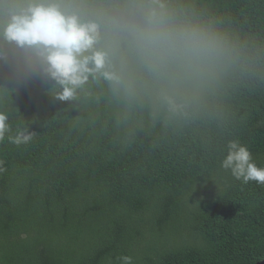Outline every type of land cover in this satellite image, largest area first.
<instances>
[{
	"label": "trees",
	"instance_id": "16d2710c",
	"mask_svg": "<svg viewBox=\"0 0 264 264\" xmlns=\"http://www.w3.org/2000/svg\"><path fill=\"white\" fill-rule=\"evenodd\" d=\"M24 2L0 0V26ZM57 2L98 25L115 78L61 101L0 39V111L34 132L0 141V264L262 261L264 185L221 162L238 139L264 167V0Z\"/></svg>",
	"mask_w": 264,
	"mask_h": 264
},
{
	"label": "clouds",
	"instance_id": "9594fccd",
	"mask_svg": "<svg viewBox=\"0 0 264 264\" xmlns=\"http://www.w3.org/2000/svg\"><path fill=\"white\" fill-rule=\"evenodd\" d=\"M98 38L95 22L84 21L78 14L66 11L57 0H25L16 4L9 9L7 23L0 26V39L40 58L43 70L61 86L56 95L61 101L76 99V89L90 75L115 78L105 71L107 53L96 48ZM186 38L194 47L205 39L195 31ZM6 136L9 142L21 145L32 141L34 132L25 126L12 134L8 113L0 111V141ZM221 167L244 184L255 181L264 185V167L257 165L248 146L238 139L227 142ZM117 259L119 264H133L128 255Z\"/></svg>",
	"mask_w": 264,
	"mask_h": 264
},
{
	"label": "water",
	"instance_id": "95a60500",
	"mask_svg": "<svg viewBox=\"0 0 264 264\" xmlns=\"http://www.w3.org/2000/svg\"><path fill=\"white\" fill-rule=\"evenodd\" d=\"M257 264H264V259L260 262H258Z\"/></svg>",
	"mask_w": 264,
	"mask_h": 264
},
{
	"label": "rangeland",
	"instance_id": "374dc122",
	"mask_svg": "<svg viewBox=\"0 0 264 264\" xmlns=\"http://www.w3.org/2000/svg\"><path fill=\"white\" fill-rule=\"evenodd\" d=\"M186 215H187V213H184V214H183V217H186Z\"/></svg>",
	"mask_w": 264,
	"mask_h": 264
}]
</instances>
